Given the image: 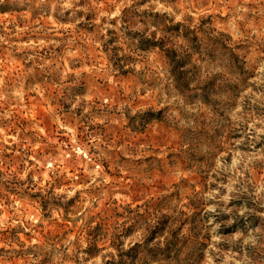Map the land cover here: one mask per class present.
Here are the masks:
<instances>
[{"label": "rangeland", "instance_id": "rangeland-1", "mask_svg": "<svg viewBox=\"0 0 264 264\" xmlns=\"http://www.w3.org/2000/svg\"><path fill=\"white\" fill-rule=\"evenodd\" d=\"M0 264H264V0H0Z\"/></svg>", "mask_w": 264, "mask_h": 264}]
</instances>
